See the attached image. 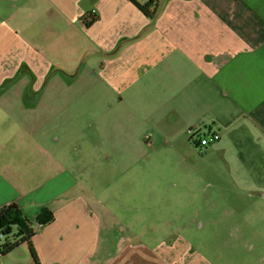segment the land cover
Here are the masks:
<instances>
[{
	"label": "rangeland",
	"instance_id": "1",
	"mask_svg": "<svg viewBox=\"0 0 264 264\" xmlns=\"http://www.w3.org/2000/svg\"><path fill=\"white\" fill-rule=\"evenodd\" d=\"M72 31L66 46L48 50L45 88L23 99L34 110L19 109L20 86L1 101L17 109L0 111V168L14 166L9 177L20 189L47 179L45 162L78 180L66 195H86L101 219L95 264H112L122 250L138 262L139 252L163 255L171 246L193 264L264 259V138L252 143L255 154L241 150L250 121L215 109L223 97L200 91L201 79L176 67L108 76L107 61L144 33L116 36L109 49L78 28L67 36ZM204 125L220 140L194 148L191 134L210 136ZM5 258L0 264H10Z\"/></svg>",
	"mask_w": 264,
	"mask_h": 264
},
{
	"label": "crops",
	"instance_id": "2",
	"mask_svg": "<svg viewBox=\"0 0 264 264\" xmlns=\"http://www.w3.org/2000/svg\"><path fill=\"white\" fill-rule=\"evenodd\" d=\"M135 1L145 4L148 0ZM160 1V12L149 19L128 0H0V103L20 86L16 100L23 105L19 109H35L26 108L23 99L45 88L40 85L52 67L48 50L74 39L73 31L67 36L68 28H78L109 49L116 36L122 39L140 32L144 35L138 41L107 61L108 76L115 78L125 70L157 75L166 65L171 70L176 67L175 73L201 79L197 82L200 91L208 89L206 94L218 92L223 97V105L217 104L215 109L224 114L234 112L237 117L242 113V118L250 121L240 140L241 150L255 154L258 150L252 143L264 138V0H158V5ZM4 5L8 6L6 14ZM87 14L98 18L89 26L81 20ZM38 36L42 44L35 42ZM40 46L41 51L37 49ZM188 88L193 87H183ZM13 109L17 107L0 104L2 112ZM201 128L210 132L206 125ZM229 130L224 131L227 139ZM35 157L42 159L40 154ZM50 167L48 162L41 165L48 177L29 189L13 183L9 177L12 164L1 167L0 208L15 203L30 220L42 208L52 212L50 224L35 225L32 244L40 264H95L101 232L99 212L83 193L66 195L78 186V180L66 171L51 173ZM169 251L163 255L139 252L138 262L132 263L122 250L112 264H193L189 257L173 252L172 246ZM6 258L10 264H34L20 247ZM252 262L264 264V259L257 257Z\"/></svg>",
	"mask_w": 264,
	"mask_h": 264
},
{
	"label": "trees",
	"instance_id": "3",
	"mask_svg": "<svg viewBox=\"0 0 264 264\" xmlns=\"http://www.w3.org/2000/svg\"><path fill=\"white\" fill-rule=\"evenodd\" d=\"M128 1L149 19L157 16L158 0H148L145 4H138L135 0ZM97 19V15L87 14L81 20L84 25L89 26ZM207 134L215 135L210 132H207ZM198 136L196 133L190 135L189 142L194 148L203 147L196 140ZM53 219L52 212L47 208H42L38 215L33 220H30L17 204L11 203L2 206L0 208V258L6 257L19 247L25 246L32 262L40 264L32 244V238L37 231L35 225L44 227L50 224Z\"/></svg>",
	"mask_w": 264,
	"mask_h": 264
},
{
	"label": "built area",
	"instance_id": "4",
	"mask_svg": "<svg viewBox=\"0 0 264 264\" xmlns=\"http://www.w3.org/2000/svg\"><path fill=\"white\" fill-rule=\"evenodd\" d=\"M217 139H218V136L215 134V135H210L208 139L204 135H201V136L199 135L196 140L199 141L201 146H206L207 144H209L210 141H215Z\"/></svg>",
	"mask_w": 264,
	"mask_h": 264
}]
</instances>
